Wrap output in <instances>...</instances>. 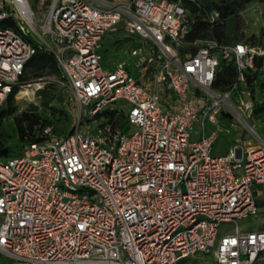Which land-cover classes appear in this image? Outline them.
I'll return each mask as SVG.
<instances>
[{"label":"built area","instance_id":"obj_1","mask_svg":"<svg viewBox=\"0 0 264 264\" xmlns=\"http://www.w3.org/2000/svg\"><path fill=\"white\" fill-rule=\"evenodd\" d=\"M44 3L0 0V106L26 85L38 44L55 55L76 118L67 133L46 126L42 140L0 157V264H177L209 252L219 264L263 260L264 226L239 220L264 210V137L248 120L264 114L255 113L264 36L197 35L198 20L213 26L221 12L197 20L184 0ZM111 33L139 37L135 74L103 65ZM223 62L236 76L220 88ZM223 134L236 143L216 153Z\"/></svg>","mask_w":264,"mask_h":264},{"label":"trees","instance_id":"obj_2","mask_svg":"<svg viewBox=\"0 0 264 264\" xmlns=\"http://www.w3.org/2000/svg\"><path fill=\"white\" fill-rule=\"evenodd\" d=\"M40 0H32L34 8L38 9ZM249 0H184L189 7L192 16L199 19L206 10L219 9L221 20L211 26L197 21L196 34L202 37H210L224 43H233L237 41L256 42L264 36V26L260 29L259 35L256 33L247 36L243 30L246 25V19L243 10ZM264 2V0H259ZM44 6L49 4L47 0ZM264 16V11H263ZM16 25L15 21L9 22ZM35 52L25 65L22 82L34 77H41L53 74L63 79V73L57 63L56 57L52 51L35 44ZM236 76L235 65L222 63V69L216 78L215 85L220 88L227 87ZM54 81H45V84L37 92L41 97L39 105H32L22 111H18L16 104V95L21 89L20 85L15 86L6 102L0 106V157H9L18 153L24 145L40 141L44 138V128L53 126L58 135L65 134L72 127L74 116L71 111L65 108H57L53 102L57 98V92ZM69 89V88H68ZM255 90V87H253ZM260 92L264 91V82L258 85ZM70 90L67 93L66 101L69 102ZM255 113L259 115L264 112V101H256ZM12 117L16 128L13 132L8 130L6 121ZM187 258L181 259L177 264H185Z\"/></svg>","mask_w":264,"mask_h":264},{"label":"rangeland","instance_id":"obj_3","mask_svg":"<svg viewBox=\"0 0 264 264\" xmlns=\"http://www.w3.org/2000/svg\"><path fill=\"white\" fill-rule=\"evenodd\" d=\"M45 2L47 0H44ZM51 2V0H48ZM48 5V4H47ZM42 6L39 3L38 8ZM46 7V6H45ZM264 2L259 0H249L246 4L245 9L243 10V15L246 19V25L243 26V30L246 32L247 36H251V34L256 33L259 35L260 29L264 26ZM139 42V37L137 35H126L123 33H111L109 36L104 38V48H103V60L102 63L106 67H114L119 63H125L135 74V64L136 57L132 54V49L134 44ZM39 78L44 79V81H54L56 83L55 88L57 92V98L53 102V104L57 108H65L73 113L74 119L76 118V110H75V102L66 101L67 93L69 91V87L65 84L64 80L61 77H58L53 74L44 75L41 77H34L25 83L26 85L22 87V91L27 90L28 92L25 94H20V92L16 95V104L18 106V111H22L26 108L31 107L32 105H39L41 97L37 91H35V85H30ZM35 91V92H34ZM258 101H264V91L258 92L257 95ZM249 122L254 123L256 129L264 137V114L262 116H254L252 118H248ZM7 128L11 132L16 128L13 124L12 117H9L6 121ZM241 126L244 128L242 131V140L241 143H244V140H247L250 135L247 132V127L243 124ZM198 129V128H196ZM253 142H256L255 139H252ZM236 140L233 136H227L223 134L221 138L216 142L215 151L218 152H226L230 146L234 145ZM245 144V143H244ZM246 146V144H245ZM239 225L243 229H258L261 226H264V210L258 212L255 215L250 216L249 218L240 219ZM223 231L234 230V223H223L222 224ZM185 264H219L216 261L215 254L213 252L205 253V254H196L192 256ZM256 264H264V259L257 262Z\"/></svg>","mask_w":264,"mask_h":264},{"label":"bare ground","instance_id":"obj_4","mask_svg":"<svg viewBox=\"0 0 264 264\" xmlns=\"http://www.w3.org/2000/svg\"><path fill=\"white\" fill-rule=\"evenodd\" d=\"M27 92H28V91L25 90V91L20 92V94H25V93H27Z\"/></svg>","mask_w":264,"mask_h":264},{"label":"crops","instance_id":"obj_5","mask_svg":"<svg viewBox=\"0 0 264 264\" xmlns=\"http://www.w3.org/2000/svg\"><path fill=\"white\" fill-rule=\"evenodd\" d=\"M201 254H202V253H201ZM198 255H199V254H198ZM190 258H193V257H188V260H189ZM188 260H187V261H188Z\"/></svg>","mask_w":264,"mask_h":264}]
</instances>
